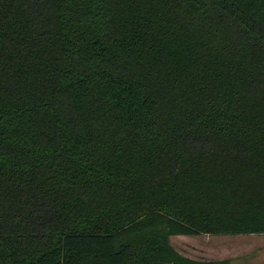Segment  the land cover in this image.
I'll use <instances>...</instances> for the list:
<instances>
[{
    "label": "trees",
    "instance_id": "16d2710c",
    "mask_svg": "<svg viewBox=\"0 0 264 264\" xmlns=\"http://www.w3.org/2000/svg\"><path fill=\"white\" fill-rule=\"evenodd\" d=\"M200 235H264V0H0V264Z\"/></svg>",
    "mask_w": 264,
    "mask_h": 264
},
{
    "label": "rangeland",
    "instance_id": "374dc122",
    "mask_svg": "<svg viewBox=\"0 0 264 264\" xmlns=\"http://www.w3.org/2000/svg\"><path fill=\"white\" fill-rule=\"evenodd\" d=\"M170 245L196 261H229V264H264V235L177 236Z\"/></svg>",
    "mask_w": 264,
    "mask_h": 264
}]
</instances>
